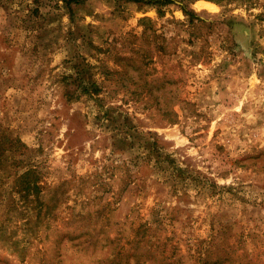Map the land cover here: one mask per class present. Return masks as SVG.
Instances as JSON below:
<instances>
[{
	"label": "rangeland",
	"instance_id": "1",
	"mask_svg": "<svg viewBox=\"0 0 264 264\" xmlns=\"http://www.w3.org/2000/svg\"><path fill=\"white\" fill-rule=\"evenodd\" d=\"M184 2L0 0V264H264V0Z\"/></svg>",
	"mask_w": 264,
	"mask_h": 264
},
{
	"label": "trees",
	"instance_id": "2",
	"mask_svg": "<svg viewBox=\"0 0 264 264\" xmlns=\"http://www.w3.org/2000/svg\"><path fill=\"white\" fill-rule=\"evenodd\" d=\"M65 3H66V6L67 7H70L72 5H78V4H81L83 3L85 0H64ZM134 1H137V2H146V3H154V4H160V5H164V4H168V3H172L174 2L175 0H134ZM181 2L180 6L183 10V12L185 14H189V15H192V10L188 8V2H184V0H178ZM214 1V0H213Z\"/></svg>",
	"mask_w": 264,
	"mask_h": 264
},
{
	"label": "bare ground",
	"instance_id": "3",
	"mask_svg": "<svg viewBox=\"0 0 264 264\" xmlns=\"http://www.w3.org/2000/svg\"><path fill=\"white\" fill-rule=\"evenodd\" d=\"M197 4H198L199 7H212V4L209 3V2H199Z\"/></svg>",
	"mask_w": 264,
	"mask_h": 264
}]
</instances>
